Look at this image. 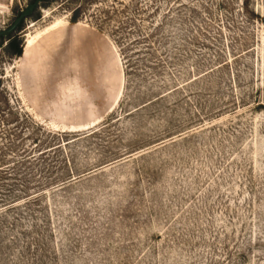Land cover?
Here are the masks:
<instances>
[{
	"label": "rangeland",
	"instance_id": "1",
	"mask_svg": "<svg viewBox=\"0 0 264 264\" xmlns=\"http://www.w3.org/2000/svg\"><path fill=\"white\" fill-rule=\"evenodd\" d=\"M0 264H264V0H0Z\"/></svg>",
	"mask_w": 264,
	"mask_h": 264
},
{
	"label": "trees",
	"instance_id": "2",
	"mask_svg": "<svg viewBox=\"0 0 264 264\" xmlns=\"http://www.w3.org/2000/svg\"><path fill=\"white\" fill-rule=\"evenodd\" d=\"M10 39H11V37H10Z\"/></svg>",
	"mask_w": 264,
	"mask_h": 264
}]
</instances>
